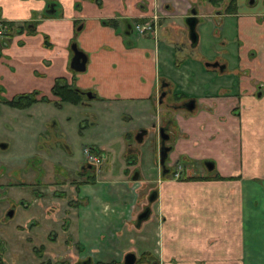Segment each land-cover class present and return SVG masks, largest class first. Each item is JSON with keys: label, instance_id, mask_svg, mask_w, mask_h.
I'll return each mask as SVG.
<instances>
[{"label": "crops", "instance_id": "crops-1", "mask_svg": "<svg viewBox=\"0 0 264 264\" xmlns=\"http://www.w3.org/2000/svg\"><path fill=\"white\" fill-rule=\"evenodd\" d=\"M228 1L212 5L207 0H0V23L27 28L34 24L33 34L23 29L0 37V97L10 100L37 92V99L49 101L28 107L30 120L41 105L56 102L50 90L62 79L93 94L91 100L120 110L118 104L127 103L130 109L139 103L155 118L154 137L158 126L169 124L167 175H160L155 160L158 142L148 153L154 174L141 172L139 180L155 192L149 203L148 218L152 215L154 223L149 247L142 235L147 226L141 228L148 218L136 226V183L122 173V178L105 181L101 188L96 179L78 188L66 231L61 230L64 214L46 217V202L40 207L38 198L17 192L16 197H27L32 205L29 216L37 223L28 231L17 230L31 251L36 236L46 238L51 228L69 247L64 258L70 264L85 258L89 264H121L114 234L134 227L141 254H150L157 264H264V0H234L231 13L226 12ZM191 9L196 11L195 45L184 23ZM152 16L157 17L154 37L134 31L135 24ZM71 44L86 57L82 73L69 68ZM190 51L198 57L190 58ZM214 63L216 67L205 66ZM179 66L191 73L189 82L184 75L183 86L180 79L176 85L170 79V70ZM214 73L233 75L234 81L206 83ZM160 81L170 90L162 111L154 100ZM187 98L194 101L192 111L171 108ZM206 162L211 170L204 169ZM175 166L181 170L179 178L173 177ZM110 206L113 214L107 216ZM101 237L105 244L98 249ZM59 251L63 257L66 251ZM32 257L16 263L0 259V264L43 260Z\"/></svg>", "mask_w": 264, "mask_h": 264}, {"label": "rangeland", "instance_id": "rangeland-1", "mask_svg": "<svg viewBox=\"0 0 264 264\" xmlns=\"http://www.w3.org/2000/svg\"><path fill=\"white\" fill-rule=\"evenodd\" d=\"M133 37L135 36L133 35ZM187 55L190 58L198 57L195 56V51H190ZM188 61H192L193 64L197 63L193 59H188ZM197 65L202 66L203 64L199 62ZM178 69L170 70V79L175 85L180 79V84L183 86L184 75L186 76L185 82H189L190 77L188 75L191 73L185 72V74L180 66ZM159 70L162 73L164 69L160 66ZM214 74L209 75L211 78L213 77V80H209V76H207L208 79L205 82L222 84L234 81L233 75ZM192 77L193 81L196 82L195 75ZM175 78L176 80H174ZM184 93L187 94V92ZM84 101L85 105L62 104L60 107H56L52 103L43 104L39 110H36L31 120L27 113L28 109L16 110L0 107V142L8 144L6 150H0V258L2 261L16 263L29 261L33 258L34 253L31 251L29 242L20 238L21 236H18L17 233V226L24 225V222L30 219L29 211L20 206L25 198L22 197V200L17 199L16 201L15 194L17 192L23 195L24 193L31 194V190L22 187L25 179L21 178L20 175H24L30 166H52L49 155H54L53 158L59 161L60 166L72 168L83 164L84 147L101 149L102 162L94 170L99 188L103 186L105 181L122 178L124 167L127 169L135 167L141 172L146 171V174H154L151 168L153 164L150 165L148 153H151V150L155 148V144H158V137L157 135L154 137L151 128L155 118L147 116V112L144 113L139 103H132L130 109L127 103L118 104L121 107L120 110L113 105H104L98 100L85 98ZM160 110H164L162 106H160ZM148 113L152 116L154 114V112ZM155 116L159 117L158 112ZM141 129L147 130L146 135L142 142L137 143L134 136ZM128 145L135 150L130 153ZM42 154H46V157ZM157 157L156 155V163ZM129 161H133L134 166L129 165ZM59 174L64 177L67 176L66 172H59ZM17 183H21L22 186H8ZM151 187L152 185L140 187L141 192L137 193L139 202L136 212L140 211L147 203V195ZM66 194L71 193L67 191ZM10 204L19 209L12 218H7L6 207ZM104 213L111 216L113 208L108 207ZM151 218L152 215L141 225L142 229L147 226L142 230L147 247L152 244L151 241L153 240L154 223H151ZM114 235L117 240L115 249L121 264L123 256L127 252H132L137 258H140L143 250L142 244L137 238L136 228L133 227L132 231H128L125 227L122 232ZM104 238L101 237L97 243L98 249H101L102 244H105ZM62 241L61 239L57 245L48 246L52 248V254H58L61 249L65 251L69 249ZM44 242L45 237L39 234L32 244L39 247ZM54 257L56 258V256ZM46 258L48 257L46 256Z\"/></svg>", "mask_w": 264, "mask_h": 264}, {"label": "flooded vegetation", "instance_id": "flooded-vegetation-1", "mask_svg": "<svg viewBox=\"0 0 264 264\" xmlns=\"http://www.w3.org/2000/svg\"><path fill=\"white\" fill-rule=\"evenodd\" d=\"M207 2H208V0H207ZM153 17L156 18L155 19V30H154L155 32H151V33L147 32L144 34L151 35L154 37L156 35V30H157V17L152 16L148 21H151L153 19ZM148 21H146V22H148ZM143 23H145V22H143ZM144 34H140V35H144ZM167 87H168L167 82L160 81L158 89H157V93H156L155 98H154L157 106L158 105L162 106L163 105L162 104L163 98L169 94L170 90H168ZM73 88H75V87H73ZM75 89H77V88H75ZM77 90L81 94L80 95L81 100L78 104H72V105H80V104L85 105V101H84L85 98H87V100L92 99L93 94H91L90 92L81 91L79 89H77ZM161 93H163L164 96L161 97ZM178 96L179 95H177L175 97H178ZM53 97H55V96H53ZM55 98H56V102L53 104L56 107H60V105H62V104H71V103L62 102L58 97H55ZM3 100H5V99L0 97V104H3L6 107L11 108V109H16V108H12V107H9L8 105H6L3 102ZM189 100H192V99L187 98L183 102H181L177 105H173L171 108H173L174 110L179 109V110H183V111H188L184 108V104L186 102H188ZM38 102L48 103L49 101H48V99H46L45 101H38ZM193 108H194V106H193ZM193 108L190 111H192ZM25 109H27V108H25ZM17 110H21V109H17ZM190 111H188V112H190ZM154 125L155 124L153 123L151 125V127H154ZM168 127H169V124L167 123V124H162L161 126H158L157 129H162L164 131V133H166L168 135V138L170 139V133H169ZM169 139H168V141H169ZM165 146H167V145H165ZM7 147H8V144L6 142H0V150H6ZM167 147H169V146H167ZM134 150L130 146L128 147V151L130 153L133 152ZM42 156L46 157V154L45 155L42 154ZM53 156L54 155H49L50 163L52 166H49V167L48 166H30V168L27 169V172H25L24 175H20L21 178L25 179L24 183H27V182H30L31 180H33L32 185L28 184L30 186H26L24 183H22L23 184V186H22L20 183V184H15V185L11 184L8 186H11V187L12 186H15V187L22 186L24 188H27V190H31V194L25 193V195H28V196H31L34 198H38L39 203H40V207H42L41 206L42 203L46 202L47 205L45 206V208L43 207L44 212L46 214V217H50L56 213L64 214V217L62 220V225H61V230L66 231V229H67L66 225H68L67 216L71 213L72 209L78 203V200L75 196L77 193V190L82 184H86V183L91 184L95 180V171L94 170L101 164L103 156L101 155V152L96 148L84 147L83 148V159H84L83 164L78 165V166H73L72 168L60 166L59 161L57 159H54ZM88 156L97 158L98 163H95V162L88 160V158H87ZM166 159H167V156H166ZM166 159L164 162V166H161V167L157 161V164L159 165L158 166L159 173L162 177L164 176V174L166 175L169 171V168L166 166ZM131 163H132L131 161L128 162L129 165H131ZM206 163H209V162H206ZM176 167L177 166H175V168ZM203 167H204V169H206L205 163L203 164ZM177 170H178V172L173 174L174 175L173 177H175V178H179V174L181 172L180 169H177ZM59 172H66L67 176L65 175V177H64L62 174H59ZM122 173H124V175L128 179H130L131 181L136 183L135 186H137V192L138 193L141 192L140 187L147 186V185H139V180L141 178L140 177L141 171H139L137 168L133 167L131 169H126V171H124ZM132 177H135V179H132ZM23 179H21V180L23 181ZM67 191H69L71 194L67 195L66 194ZM152 192H154V190H152V187H151V190H149L148 195H147V203L142 207V209L138 212V214L140 212H142L145 207L149 208L148 197L151 195ZM16 194H15L16 201H17V199L22 200V197L21 196L16 197ZM24 198H25V200H23L20 203V206H21V208L25 209L26 211H29V213H30L31 211L29 208L32 205L30 204V202H28L26 196ZM65 208H68L71 210L68 211V210H65ZM18 209H19L18 207L14 206L13 204H10L9 206L6 207V217L12 218L16 214ZM138 214L136 215V217L138 216ZM29 218H30V216H29ZM52 220H53V218H52ZM36 225H37L36 219L30 218L24 222V225L17 226V229H20L22 231H28V230L32 229L33 227H35ZM41 228H42V226H41ZM46 228H48V227H46ZM55 231L56 230H51V228H49V234H48V236H46L45 242L40 244L39 247H34L32 250L34 255L37 258L40 259V258L45 257L42 261H40L39 264H70L68 258L67 257L64 258L66 253H68V250L65 252V254L62 257V256L58 255L59 253L58 254L54 253L55 255L52 254V252H51L52 248L48 247L49 245H54V244L57 245L58 244L57 243L58 242L57 237H59V234L57 236ZM67 241H68V239H66V241H65L68 245ZM127 253H132V252H127ZM132 254L135 256V263L134 264L138 263V260L140 258H137V256L134 253H132ZM46 256L48 258H46ZM54 256H56L57 259ZM141 256H142V254H140V257ZM89 262L90 261L87 258H85V260H79V261L73 262V264H89ZM122 264H123V260H122Z\"/></svg>", "mask_w": 264, "mask_h": 264}, {"label": "water", "instance_id": "water-1", "mask_svg": "<svg viewBox=\"0 0 264 264\" xmlns=\"http://www.w3.org/2000/svg\"><path fill=\"white\" fill-rule=\"evenodd\" d=\"M189 14L190 15L185 18L184 23H185L187 30H188L189 42L191 45H195L196 40H197V36L195 33L196 11L194 9H191ZM70 50L72 52V57L70 58V62H69L70 70H72L73 72H76V73L84 72L85 63H86L85 55L76 48L75 44H71ZM209 65L211 67L217 66L216 63L205 64L206 67H208ZM222 68L223 67H219V69H222ZM162 96H164L163 93H161V97ZM193 103H194L193 100H189L188 102H186L184 104V108L186 110L190 111L194 106ZM145 134H146V131L144 129L139 130L135 134V137H134L135 141L137 143H140L143 135H145ZM157 134H158V142H159L158 163L161 167V166H164V162H165L167 153L169 151V147L165 146V143L168 141L169 138H168V135L166 133H164V131L162 129H158ZM205 168L207 170H211L212 164L211 163H205ZM132 179H135V177H132ZM154 197H155V193L152 192L151 195L148 197V203H151L154 200ZM149 212H150L149 208L145 207L144 210L138 214V216L136 217V226H138L142 221H144L148 218ZM134 263H135V256L132 253H126L123 257V264H134Z\"/></svg>", "mask_w": 264, "mask_h": 264}, {"label": "trees", "instance_id": "trees-1", "mask_svg": "<svg viewBox=\"0 0 264 264\" xmlns=\"http://www.w3.org/2000/svg\"><path fill=\"white\" fill-rule=\"evenodd\" d=\"M221 0H208V2L212 5L219 3ZM49 7V6H48ZM234 0L228 1V6L226 7V12L231 13L234 9ZM46 16L48 14H45ZM3 28V33L1 36L6 38L12 36L14 33H18L19 31L25 29L26 33L33 34L34 33V24H30L27 28L25 25L15 26L12 23H1ZM46 40V38H45ZM47 44V41L45 42ZM50 93L58 97L62 102L71 103V104H78L81 100L80 92L73 88L72 86L66 85L62 79H56ZM37 92L19 94L12 97L10 100H3V102L8 105L9 107L16 108V109H25L31 106L33 103L38 101H45L46 98L41 97L37 99ZM184 180H190L191 178H183ZM138 262H145L147 264H157L154 258L150 254H143Z\"/></svg>", "mask_w": 264, "mask_h": 264}, {"label": "built area", "instance_id": "built-area-1", "mask_svg": "<svg viewBox=\"0 0 264 264\" xmlns=\"http://www.w3.org/2000/svg\"><path fill=\"white\" fill-rule=\"evenodd\" d=\"M155 17H153V19L151 21H148V22H145V23H138V24H135L133 26V29L136 33L138 34H144V33H151V32H155ZM3 33V28L0 24V37H1V34ZM88 160L92 161V162H95V163H98V159L97 158H94V157H90L88 156L87 157Z\"/></svg>", "mask_w": 264, "mask_h": 264}]
</instances>
